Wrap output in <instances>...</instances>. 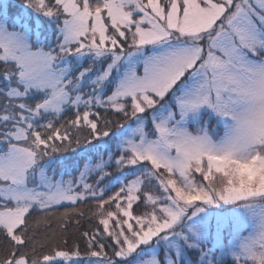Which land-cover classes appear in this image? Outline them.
<instances>
[{
	"label": "snow or ice",
	"instance_id": "obj_1",
	"mask_svg": "<svg viewBox=\"0 0 264 264\" xmlns=\"http://www.w3.org/2000/svg\"><path fill=\"white\" fill-rule=\"evenodd\" d=\"M0 264H264V0H0Z\"/></svg>",
	"mask_w": 264,
	"mask_h": 264
},
{
	"label": "trees",
	"instance_id": "obj_2",
	"mask_svg": "<svg viewBox=\"0 0 264 264\" xmlns=\"http://www.w3.org/2000/svg\"><path fill=\"white\" fill-rule=\"evenodd\" d=\"M83 228H88V224L87 223H84L83 224ZM72 234H75L74 230H72Z\"/></svg>",
	"mask_w": 264,
	"mask_h": 264
}]
</instances>
